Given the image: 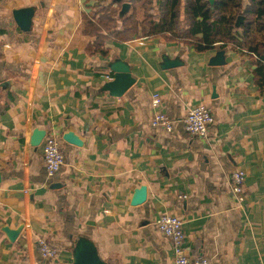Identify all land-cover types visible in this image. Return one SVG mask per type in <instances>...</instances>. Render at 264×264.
<instances>
[{
	"label": "crops",
	"instance_id": "0c3cea01",
	"mask_svg": "<svg viewBox=\"0 0 264 264\" xmlns=\"http://www.w3.org/2000/svg\"><path fill=\"white\" fill-rule=\"evenodd\" d=\"M184 1L180 12L185 11ZM97 0H0V264H70L78 235L89 236L112 264H174L172 243L154 221H184L190 258L213 264L264 263V90L257 57L226 47V64L211 66L217 47L199 52L182 41L108 40V53L86 50L82 33ZM251 0L242 1L246 9ZM35 6L23 32L15 9ZM184 64L160 68L161 56ZM128 63L136 83L110 96L102 74ZM174 122L152 126V96ZM199 104L214 122L206 137L189 134L187 111ZM60 139L65 164L49 176L34 130ZM74 132L83 142L63 139ZM235 169L246 173L244 201L231 192ZM147 200L131 205L135 190ZM4 227L21 233L12 242ZM45 240L58 250L39 253Z\"/></svg>",
	"mask_w": 264,
	"mask_h": 264
},
{
	"label": "trees",
	"instance_id": "16d2710c",
	"mask_svg": "<svg viewBox=\"0 0 264 264\" xmlns=\"http://www.w3.org/2000/svg\"><path fill=\"white\" fill-rule=\"evenodd\" d=\"M242 1L214 0L211 4L210 0H185L186 25L181 27L182 0H97L82 30L86 36L94 37L85 48L91 54L107 55L108 40L128 42L137 37L160 36L192 45L199 52L217 45L247 50L257 57L253 73L264 90V0H251L245 10ZM126 2L132 9L119 19L121 7ZM140 3L144 9L142 19L137 17ZM240 16L243 22L238 27Z\"/></svg>",
	"mask_w": 264,
	"mask_h": 264
},
{
	"label": "built area",
	"instance_id": "2783aa9c",
	"mask_svg": "<svg viewBox=\"0 0 264 264\" xmlns=\"http://www.w3.org/2000/svg\"><path fill=\"white\" fill-rule=\"evenodd\" d=\"M100 77L108 81L114 79L112 74H102ZM162 106L161 95L154 93L152 96V108L154 109L152 126L172 132L174 130V122L162 111ZM213 122L212 112L205 104L190 108L184 119L186 131L198 137H206ZM43 142V158L46 171L49 176H53L59 173L65 164L61 142L59 138L52 134L46 136ZM231 181V192L239 201H244L246 173L243 170L235 169L232 172ZM154 225L159 233L170 239L173 247L174 264H213L210 259L204 256L190 258L186 246L187 236L184 229V221L180 217L169 213H161L154 221ZM39 253L45 260H53L58 256L57 248L45 240L39 242Z\"/></svg>",
	"mask_w": 264,
	"mask_h": 264
},
{
	"label": "water",
	"instance_id": "95a60500",
	"mask_svg": "<svg viewBox=\"0 0 264 264\" xmlns=\"http://www.w3.org/2000/svg\"><path fill=\"white\" fill-rule=\"evenodd\" d=\"M211 4L214 0H210ZM36 7H27L21 9H15L13 11V18L16 25L25 33H30L34 27V15L36 13ZM132 9V5L126 2L122 5L119 12V19H123ZM243 22V16L238 17L237 26L239 27ZM226 54L227 49H217L215 56L211 58V66H221L226 64ZM162 62L160 63V68L172 69L180 67L184 62L179 56L175 58H170L168 55L163 54L161 56ZM110 70L114 73V79L108 81L104 84L103 90L107 91L110 96L119 98L122 97L135 83L136 79L132 76L130 66L126 62L120 60L112 62L109 64ZM46 137V132L44 130L36 129L33 132L31 138V144L33 146H40ZM63 139L76 146H82V140L74 133L67 132L64 134ZM148 196V190L146 186H140L135 190L134 196L131 201V205L139 206L146 202ZM3 231L8 236L9 240L14 242L21 233V229H10L4 227ZM72 262L70 264H112L100 256L98 247L95 242L87 235H78L77 239L74 241L72 246Z\"/></svg>",
	"mask_w": 264,
	"mask_h": 264
},
{
	"label": "rangeland",
	"instance_id": "374dc122",
	"mask_svg": "<svg viewBox=\"0 0 264 264\" xmlns=\"http://www.w3.org/2000/svg\"><path fill=\"white\" fill-rule=\"evenodd\" d=\"M114 7H116V5H114ZM153 14L154 15L156 14V9L153 10ZM180 14H181L180 15V22H181V25L180 26L181 27H184L186 25V17L187 16L184 15V12H181ZM143 15H144V9L142 8L141 3H140L139 6H138L137 17L139 19H142L143 18ZM155 19L156 20L158 19V15H155Z\"/></svg>",
	"mask_w": 264,
	"mask_h": 264
}]
</instances>
